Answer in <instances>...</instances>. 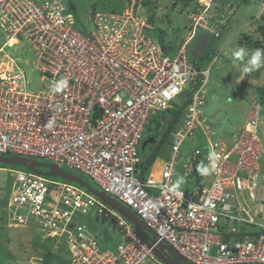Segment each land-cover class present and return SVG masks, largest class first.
Returning a JSON list of instances; mask_svg holds the SVG:
<instances>
[{
	"label": "built area",
	"instance_id": "obj_1",
	"mask_svg": "<svg viewBox=\"0 0 264 264\" xmlns=\"http://www.w3.org/2000/svg\"><path fill=\"white\" fill-rule=\"evenodd\" d=\"M202 5L207 12L211 1ZM137 8L131 0L120 14H88L89 31L79 29L81 37L58 1L36 6L0 0V28L8 35L0 51L11 37H23L34 54L33 68L45 75L43 86L29 92L23 75L8 68L4 78L0 74V156L39 158L87 176L154 232L152 245L83 188L24 171H9L7 209L17 213L8 227L33 226L41 240L64 247L67 264H159L154 250L162 244L191 264H264V198L257 192L260 107L255 105L256 113L225 143L213 138L216 132L200 110L212 65L205 72L193 69L184 49L173 59L168 51L158 53ZM191 18L194 29L204 26L201 16ZM186 92L189 106L173 133L168 159L144 173L138 157L144 114L150 113V123ZM196 135L204 139L206 153L194 148L190 163L181 167L182 182L201 161L206 166L188 193L174 187V172L182 145ZM89 215L117 218L125 242L115 252L101 249L85 229ZM33 261L39 264L41 258Z\"/></svg>",
	"mask_w": 264,
	"mask_h": 264
},
{
	"label": "rangeland",
	"instance_id": "obj_2",
	"mask_svg": "<svg viewBox=\"0 0 264 264\" xmlns=\"http://www.w3.org/2000/svg\"><path fill=\"white\" fill-rule=\"evenodd\" d=\"M30 1L39 4L41 0ZM42 1L45 2V0ZM127 1L63 0L64 5H66L64 14H69L74 17L72 20L73 24L83 35V32L79 29L85 27L89 31L88 24H85V16L88 10L92 12L118 13ZM146 1L151 4L144 3V0H142V6H144L143 12L152 29V31H146V36L154 42L155 48L160 54L164 55L163 52L170 51V57L173 58L180 49H184L189 63L195 64L199 62L205 50L209 47L212 48V58L208 64V66L212 65L210 79L204 89V105L200 110L202 113L201 117L216 132V136L213 138H218L220 142L225 143L230 135L241 130L242 125L246 118L250 116L251 112L257 110L255 105L261 107L256 102V88L260 86L262 80L255 78V71L250 73L242 72L243 67L251 57L246 54L243 60H236L233 54L240 48L244 49V47L239 46L238 42L244 39L243 37L249 33L252 34L257 26L256 22L260 21V17L264 15V0H212L211 8L207 12L203 11L205 10L203 9L205 6L202 5V1L204 0H195V3L192 1L189 7L183 6L181 0ZM69 4H72L73 8L67 7ZM149 5L152 8H149ZM198 6L202 7L201 11L196 10ZM202 11L203 13H201ZM191 15L201 16L204 20L206 19L204 25L206 26L207 23V29H194L195 21L192 20ZM193 33V37L190 38V35ZM6 36L7 34L0 30V48L5 43ZM186 42L187 44L184 45L183 43ZM12 43L14 42L12 41ZM162 44L167 46L166 49H162ZM6 57L12 59L18 69L23 73L26 84L25 90L36 91L40 85V75L32 71L33 52L28 43L17 41L13 47H5L3 52H0V62L5 63ZM10 65L8 64L7 66ZM259 70L262 71L263 69H258L257 71ZM184 94L179 100L173 101V103L182 105L186 101L184 108H187L189 102L186 100V97H183ZM170 107L172 108V106ZM164 112H167V110L161 113ZM167 118H170L169 115ZM260 119L264 121V115H261ZM155 124L154 122L150 126L148 124L142 138V140L145 139V144H150L152 142L151 137H156L153 140H158L157 145L161 146L158 157L156 158L159 161H156L155 164L153 162L151 168L153 166H162L166 160V158H162V155H166L167 157L174 141L172 134L169 145L168 143L163 144L162 130L157 129ZM262 134L263 136L260 137L261 181L258 194L264 198V126L262 127ZM231 141L232 138L230 139ZM194 148H199L204 154L206 153V144L200 135H196L184 142L180 149L178 167L174 172V187L180 190H186L188 193H192L194 188L193 182L187 185L186 183L188 181L182 182V178H178V175L183 174L181 167L183 169L186 166L185 164L190 163V156L193 154ZM152 153L150 156H152ZM138 157L143 163L149 158L145 155L142 145L138 146ZM30 160H34L39 164H49L39 158ZM207 169L209 170V168ZM38 170L41 173L48 172L46 168H38ZM61 170L66 174L80 177L96 191L101 192L87 176L67 167H63ZM9 171L27 170L20 166L15 167L0 164V264H31V260L33 261L41 257L44 251L41 245L48 244L49 242H47L48 240H41V234L31 225L24 228L8 227V218H12V215L17 213L14 209L8 210L6 207L9 196L12 194L11 190L13 186V179L9 175ZM52 179L57 181L61 180V178L54 177ZM119 204L122 205L121 203ZM84 223L87 225L85 227L98 239L99 246L103 250L109 249L115 252V247L125 242L123 235L119 233L120 229L117 226L118 220L113 217L101 220L89 215L88 220ZM143 232L147 238L154 239L152 233ZM105 234L109 237L107 243L104 239ZM56 246L60 247L54 244L52 248L54 251L59 249ZM164 254L165 252H163ZM165 256H169L168 253ZM158 262L159 264H165L160 259ZM146 264L157 263L156 261H148Z\"/></svg>",
	"mask_w": 264,
	"mask_h": 264
},
{
	"label": "trees",
	"instance_id": "obj_3",
	"mask_svg": "<svg viewBox=\"0 0 264 264\" xmlns=\"http://www.w3.org/2000/svg\"><path fill=\"white\" fill-rule=\"evenodd\" d=\"M183 3V6L185 7H189L191 4V2L195 1V0H181ZM144 3H150L148 1ZM195 3V2H194ZM151 4V3H150ZM182 6V8H183ZM67 7L69 8H73L72 4H69ZM149 8H152L151 5H149ZM150 22L152 23V21L150 20ZM257 26L255 27V30L252 32V34H249L244 36L242 40H240L238 42L240 47H244V49L246 50V54L249 55L251 57V55L257 50H261L262 51V55H264V15H262L260 17V21H257ZM202 29V28H201ZM202 30H206V29H202ZM162 49H166L165 44L161 45ZM212 58V48L209 47L207 50H205L203 52V55L201 56V58L199 59L198 63H193L196 69H203L205 70L208 67V64L210 63ZM212 68V67H211ZM260 69H263L262 71L259 70L255 71V78L256 79H261V84L260 86H258L256 88V102L259 103L260 107V114L264 115V66H262ZM211 70V69H210ZM253 72V71H252ZM210 79V77H209ZM201 85V77H198L197 83L194 87L198 88ZM195 88V89H196ZM194 89V90H195ZM193 91V90H191ZM189 91V92H191ZM189 92H186L184 94L183 97L189 96ZM184 105H186V101L183 102L182 105H177V103H174L172 108L169 107V110H167V112L161 113V114H157L156 117L150 121L149 126L151 125L152 122H154L155 127L157 129L162 130V142L163 144L170 143V139L172 134L174 133V131L179 127L180 125V121L182 118V113H183V108ZM204 105V104H203ZM171 108V109H170ZM169 115V119L167 118ZM167 118V120H165ZM156 137H153V139H155ZM161 146H157L156 151L152 153V156H150L147 161L145 163H142L141 168L143 170V172L145 173L150 166L152 165V163L154 162V160L158 157V153L160 151ZM169 148V147H168ZM163 159H167L166 155H162ZM206 165H203V162L201 161L198 165V167H196V171L195 173H193L188 179H187V183H192L193 181H191L192 179L194 180V178L196 176H198L205 168ZM17 167V166H15ZM7 207V205H6ZM1 230V228H0ZM47 242H49L48 244H44L41 245L42 250H44L41 254V262L39 264H67V257H66V253L64 250L63 246H60L59 249L57 251H54L52 248L54 246V241L52 240H48Z\"/></svg>",
	"mask_w": 264,
	"mask_h": 264
},
{
	"label": "water",
	"instance_id": "obj_4",
	"mask_svg": "<svg viewBox=\"0 0 264 264\" xmlns=\"http://www.w3.org/2000/svg\"><path fill=\"white\" fill-rule=\"evenodd\" d=\"M0 164L8 165V166H20L24 169L46 177H56L66 180L67 182L76 184L77 186L84 188L92 195H94L97 199L101 200L107 207L118 213L121 217H123L127 222H129L137 236L148 246H151L153 240L156 238L153 231H151L145 224L133 213L129 208L120 205L119 202L114 200L112 197H109L103 192L96 191L93 187H91L86 181L82 180L77 176H72L69 174L64 173L59 168L48 164H39L34 160H30L23 157H2L0 156ZM38 168H46L47 173L39 172ZM150 232L153 234L154 239H149L146 237L144 232ZM168 253L169 256L163 255ZM154 255L162 260L165 264H191L184 259H182L171 247L166 245H160L154 250Z\"/></svg>",
	"mask_w": 264,
	"mask_h": 264
},
{
	"label": "bare ground",
	"instance_id": "obj_5",
	"mask_svg": "<svg viewBox=\"0 0 264 264\" xmlns=\"http://www.w3.org/2000/svg\"><path fill=\"white\" fill-rule=\"evenodd\" d=\"M27 1H29V2H32L33 4H35L36 6H41L43 3H44V1H40V3L39 4H36L35 2H33V1H30V0H27ZM45 1H49V0H45ZM53 1H58V3H60L62 6H63V8H64V11L63 12H65L66 11V5H64V3H63V0H53ZM204 1H206V0H204ZM204 1H202V3L204 2ZM207 1H212V0H207ZM131 2V0H128L125 4H127V3H130ZM125 4H124V7H125ZM143 5V2H142V0H136V7H138L137 9H136V11H135V15H137V16H140V17H143V18H145L146 19V21H147V23L149 22L148 20H147V18H146V15H145V13L143 12L144 11V6H142ZM124 7L122 8V10L120 11V12H118V13H105V12H92L91 10H88V13L86 14V20H85V24H86V22H87V15L88 14H92V15H94V14H96V13H102V14H120V13H122V11H123V9H124ZM206 20V19H205ZM149 24V26L151 27V25H150V23H148ZM29 28H32V26L31 27H29ZM72 28L81 36V37H83V35L75 28V26H74V24H72ZM200 28H202V29H207V23H206V26L204 25L203 27H200ZM0 30H1V28H0ZM2 31V30H1ZM146 31H152V29H150V30H146ZM146 31H145V36H146ZM4 32V31H3ZM5 33V32H4ZM5 34H7V33H5ZM8 36V35H7ZM6 36V37H7ZM6 37H5V42L7 41L6 40ZM146 38H147V36H146ZM12 41L14 42V43H12ZM16 41H22V42H26V43H28L27 42V40L26 39H24L23 37H21V36H15V37H11V40H9L8 41V44H9V46H7L8 48L9 47H13V45L16 43ZM154 43V42H153ZM184 45H186L187 44V42L186 43H183ZM28 45H29V47L31 48V46H30V44L28 43ZM5 48V47H4ZM4 48H2V51H0V52H3V49ZM1 49V48H0ZM181 50H183V49H180L179 51H178V53L181 51ZM158 53H159V51H157ZM177 53V54H178ZM170 54H171V52L170 51H168V53H167V55H169L170 56ZM176 54V55H177ZM176 55L173 57V58H175L176 57ZM184 55L186 56V51H185V53H184ZM172 58V59H173ZM12 60V59H11ZM33 61H34V63H35V59H34V54H33ZM33 61H32V71L33 72H35L36 74H38V75H40V85H39V87H42L43 86V84H44V79L43 78H45V75L44 74H42L41 72H38L37 70H35L34 68H33ZM187 63L189 64V65H191L192 67H193V69H195V70H199V71H203V72H205V71H207L208 69H205V70H203V69H196L195 68V66L193 65V64H190L189 63V61L187 60ZM4 64L5 63H1L0 62V74H1V76L4 78L5 76H4V71H5V69L6 68H8L9 70H14L15 72H18V75H23V73L21 72V70H19L18 69V67H17V65L15 64V63H12L10 66H4ZM24 76V75H23ZM210 77V74L208 75V78ZM39 89V88H38ZM37 89V90H38ZM29 92H34V91H29ZM184 94V93H183ZM182 95V94H181ZM181 95H178L177 97H175L171 102H173V101H175V100H179V97L181 96ZM149 117H150V113L149 112H147L146 114H144V118H147V124L144 126V129H143V132H142V136H144V133H145V129L147 128V126H148V124H149ZM181 126V123H180V125H179V127ZM141 143V142H140ZM170 150V149H169ZM169 154V153H168ZM2 156V155H1ZM10 157H20V156H9V158ZM191 157V156H190ZM24 158V157H23ZM179 158H180V156H179ZM167 159H168V155H167ZM46 162H48V161H46ZM49 164H51V165H53V166H55V167H57V168H59L57 165H55V164H53V163H51V162H48ZM203 165H206V163L205 164H203ZM63 168V167H62ZM62 168H59L60 170L62 169ZM195 171H196V169L191 173V174H193V173H195ZM24 172H30V171H24ZM32 173V172H31ZM258 175H259V180H258V188H257V192H258V190H259V184H260V181H261V170H259L258 171ZM40 176V175H39ZM178 177L179 178H182L181 177V175L179 174L178 175ZM47 178V177H46ZM54 178H56V177H54ZM80 178V177H79ZM48 180H51V181H55V182H60V183H65V184H67V183H70V182H67L66 180H64V179H61V180H59V181H57V180H53L52 179V177H48L47 178ZM175 183V182H174ZM70 184H73V183H70ZM73 185H75V186H77L76 184H73ZM79 187V186H78ZM81 188V187H80ZM100 189V188H99ZM82 190H84V191H86V192H88L87 190H85L84 188L82 189ZM101 190V189H100ZM101 192H103L102 190H101ZM89 194H91L90 192H88ZM104 193V192H103ZM106 194V193H105ZM92 195V194H91ZM107 195V194H106ZM92 196H94V195H92ZM95 197V196H94ZM96 198V197H95ZM97 199V198H96ZM97 200H99V199H97ZM101 203H103L101 200H99ZM104 204V203H103ZM116 215H118V216H120L119 214H116ZM121 217V216H120ZM113 218H115V219H117L115 216H113ZM85 229L87 230V228L85 227ZM149 238V237H148Z\"/></svg>",
	"mask_w": 264,
	"mask_h": 264
},
{
	"label": "clouds",
	"instance_id": "obj_6",
	"mask_svg": "<svg viewBox=\"0 0 264 264\" xmlns=\"http://www.w3.org/2000/svg\"><path fill=\"white\" fill-rule=\"evenodd\" d=\"M236 60H243L246 51L243 48L238 49L234 54ZM264 66V55H262V51L257 49L252 55L251 58L247 61V64L243 67V73H250L252 71H256ZM66 83V82H65ZM60 89L57 88V91Z\"/></svg>",
	"mask_w": 264,
	"mask_h": 264
},
{
	"label": "crops",
	"instance_id": "obj_7",
	"mask_svg": "<svg viewBox=\"0 0 264 264\" xmlns=\"http://www.w3.org/2000/svg\"><path fill=\"white\" fill-rule=\"evenodd\" d=\"M193 35H194V33L193 34H191L190 35V38H192L193 37ZM190 41V40H189ZM167 47V46H166ZM151 143L150 144H145L144 143V141H145V139H143L142 141H141V143H139V145L138 146H140V145H142L143 146V149H144V151H145V155L147 156V157H149L150 156V154L152 153V151L155 149V148H157V143H158V140H153V137H151ZM160 144V143H159ZM156 151V149L153 151V152H155ZM148 159V158H147ZM147 159H146V161H147ZM141 161V160H140ZM156 161H159V159H155L154 160V164H155V162ZM143 162L141 161V164H142ZM153 164V163H152ZM152 167V165L150 166V168ZM154 168V167H153ZM179 178V177H178ZM98 237H99V234H98ZM104 239H105V241H106V243H107V241H108V239H109V237L105 234V236H104Z\"/></svg>",
	"mask_w": 264,
	"mask_h": 264
}]
</instances>
